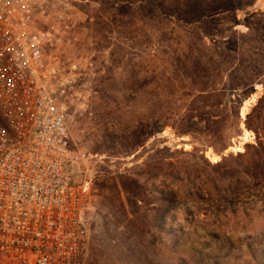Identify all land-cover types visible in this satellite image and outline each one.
Here are the masks:
<instances>
[{"label":"rangeland","instance_id":"rangeland-1","mask_svg":"<svg viewBox=\"0 0 264 264\" xmlns=\"http://www.w3.org/2000/svg\"><path fill=\"white\" fill-rule=\"evenodd\" d=\"M72 2L78 43L65 58L75 69L60 100L75 148L86 157L81 178L91 187L86 264H255L251 252L264 257V170L248 177L240 172L253 171L254 148L264 145V106L250 118L253 130L244 125L263 94L264 59L262 79L240 107L241 135L222 155L209 145L219 133L223 141L229 138L234 104L227 81L235 76L236 41L246 53L241 62L246 68L250 56L264 54V0H256L235 28L219 20L218 28L226 29L224 45L175 20L120 11L101 0ZM217 88L221 95L211 97ZM153 122L162 126L155 135ZM245 152L248 156L228 159L218 170L242 176L212 189L214 198L226 200L220 209L190 196L202 182L211 188L208 178L218 180L202 155L213 166ZM195 164L205 172L199 180L171 182L162 176H193ZM120 176L137 181L125 184L139 199L136 207H127ZM0 264L14 263L0 257Z\"/></svg>","mask_w":264,"mask_h":264},{"label":"built area","instance_id":"built-area-1","mask_svg":"<svg viewBox=\"0 0 264 264\" xmlns=\"http://www.w3.org/2000/svg\"><path fill=\"white\" fill-rule=\"evenodd\" d=\"M75 15L72 0H0V257L14 264L87 261L86 157L60 100L74 75Z\"/></svg>","mask_w":264,"mask_h":264},{"label":"trees","instance_id":"trees-1","mask_svg":"<svg viewBox=\"0 0 264 264\" xmlns=\"http://www.w3.org/2000/svg\"><path fill=\"white\" fill-rule=\"evenodd\" d=\"M103 3L110 4L114 7H118L120 11L127 12L131 9H134L141 14L148 16V17H163L170 20H175V22L179 25L188 27V28H196V30L202 34L203 37H210L213 39V41L219 44H223L227 40L224 36V31L226 29L219 27V20L223 18L224 21L228 23V25L235 28L238 25V20L242 14L247 12V9L251 7L256 0H101ZM206 28L205 30H203ZM210 29V30H209ZM216 38L220 39L221 41H217ZM236 41V40H234ZM232 44V42H231ZM236 46L234 50L232 51L233 54L237 55V64L234 66L235 68H231L234 72V77H228L232 78L227 81V87L229 90L228 101L233 105L231 114H230V120H229V138L227 141L222 140V134L219 133V136L217 137L216 141L211 142L209 147H211L214 152L218 155H222L225 150L231 145L232 140L237 138L241 135V118H240V107L243 104V101L248 97L249 94H251L253 87L256 83L261 81V69L260 65L262 64V60L264 59V54L259 53L255 54L253 56H250V67L246 68L242 65V58L244 55L246 56V53H244L242 48H239ZM220 46H218L219 48ZM224 48V46H223ZM225 49V48H224ZM259 84L263 85L264 88V82H260ZM223 89H214L213 93L211 94V97H217L221 95ZM232 97L233 100H230ZM199 99L209 98V96L206 97H198ZM219 106H221V103H219ZM260 106H264V90L262 96L257 100L256 105L252 108L251 113L246 115V119L244 121V125L248 130H253L252 126H250V118L254 113L261 114L263 110L260 109ZM215 125L221 124V121H214ZM162 126L158 124V122H153L152 129H153V135L156 133L161 132ZM256 131V130H254ZM261 147H263V143H261ZM257 146L259 144L257 143ZM260 147V148H261ZM256 149L255 151V159L256 161H253V171L250 172L249 169L243 168V170L240 172L241 175H245V177L251 176L252 173L257 176L259 173V169L264 170V152L262 149ZM248 156V152L244 154H238L235 157L230 156V158H222L220 162H217L215 165L211 166L209 162L205 159V157L202 155L200 157V160L202 164H206V166H210L214 168L216 175L218 177V180L215 181L211 178H208V182L210 183V186L206 185L204 186V182L201 183L200 188L197 190H191L195 193L190 194V196L194 195L193 197H197L198 199H201L202 201H205L209 203L212 206L216 207L217 209H220V202L226 201L221 196H218L217 198H214V194L212 193V189L216 190L218 189V181H227V182H234L240 180L242 176H239V172L237 170H231L226 172V175L224 172L220 174L218 172L219 169L223 168L222 164L227 161L228 159H237L240 160L243 157ZM197 168L193 170L194 174L192 176V172H184V176H180L179 174L173 175V173L169 174H163L162 176L169 177V181L174 182V180L181 182V181H187L190 183L192 180L191 177L197 178L198 180L204 176L205 172L203 171V168H201L200 165L195 164ZM217 170V171H216ZM157 177V176H156ZM119 185L120 188L124 191V194L127 195L126 202L127 207L134 206L136 207L137 203L139 202V199L136 197V194L133 193L130 195V192L127 191V188L125 187L126 181L130 180L132 183H134L136 186L138 185L136 180L128 179L126 176H120L119 177ZM105 186L101 188V190H104ZM204 195L206 198H204ZM117 199H119V194ZM113 200V199H112ZM119 208L124 212L125 214V207L121 204H118ZM136 212H130L131 216H134ZM134 225V221H133ZM145 233L144 231L139 230L137 232L138 235H142ZM251 257L255 261V264H264V257L260 254H256L254 252H251ZM213 264H219V262H213Z\"/></svg>","mask_w":264,"mask_h":264}]
</instances>
